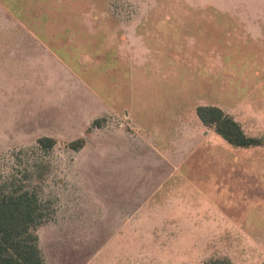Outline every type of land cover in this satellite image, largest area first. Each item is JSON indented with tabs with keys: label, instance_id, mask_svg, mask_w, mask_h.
Masks as SVG:
<instances>
[{
	"label": "rangeland",
	"instance_id": "rangeland-1",
	"mask_svg": "<svg viewBox=\"0 0 264 264\" xmlns=\"http://www.w3.org/2000/svg\"><path fill=\"white\" fill-rule=\"evenodd\" d=\"M0 9V188L50 209L35 229L46 264H264V0ZM12 18L55 55L11 61L7 46L36 43ZM199 105L263 145L231 146Z\"/></svg>",
	"mask_w": 264,
	"mask_h": 264
},
{
	"label": "trees",
	"instance_id": "trees-1",
	"mask_svg": "<svg viewBox=\"0 0 264 264\" xmlns=\"http://www.w3.org/2000/svg\"><path fill=\"white\" fill-rule=\"evenodd\" d=\"M196 113L200 121L213 128L228 144L236 148L262 146L260 139L249 136L235 120L222 108L215 105H199ZM100 120L94 122L99 124ZM38 143L52 149L57 141L51 137H41ZM86 139L80 138L69 143L72 150H80ZM50 209L39 194L25 185H5L0 188V264H46L39 238L35 229L50 217ZM208 264H229L215 259Z\"/></svg>",
	"mask_w": 264,
	"mask_h": 264
},
{
	"label": "crops",
	"instance_id": "crops-1",
	"mask_svg": "<svg viewBox=\"0 0 264 264\" xmlns=\"http://www.w3.org/2000/svg\"><path fill=\"white\" fill-rule=\"evenodd\" d=\"M31 9L33 10L35 9L34 5H31ZM12 19L16 20L15 25L17 26L15 27V29L10 30L11 32L16 33L14 36H25L27 38L33 37L36 43L30 42L25 45L12 44V45L7 46L8 52L11 55V61L16 62V60H20V59L27 57L28 61L33 62L36 58L42 59L43 55H45L46 57H50V56L52 57L53 55H55V53L51 52L45 47L46 44L44 43L41 36L39 35L40 34L39 32H35L33 28L26 26V24L25 25L22 24V22L18 21L15 18H12ZM36 22H39V21H36ZM47 28H48V25H47ZM88 55H89L88 58L91 59V55L89 53ZM83 57H84V54H83Z\"/></svg>",
	"mask_w": 264,
	"mask_h": 264
}]
</instances>
